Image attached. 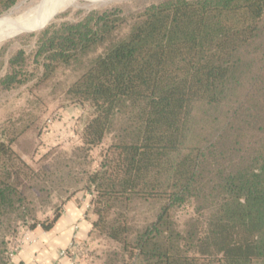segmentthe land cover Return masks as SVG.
I'll return each mask as SVG.
<instances>
[{
	"label": "trees",
	"instance_id": "obj_1",
	"mask_svg": "<svg viewBox=\"0 0 264 264\" xmlns=\"http://www.w3.org/2000/svg\"><path fill=\"white\" fill-rule=\"evenodd\" d=\"M17 1L0 0V15ZM121 13L46 26L0 84H25L27 57L45 79L101 47L65 90L90 110L82 150L111 137L86 177L89 234L120 244L128 264H264V0H164L116 37ZM38 173L0 137V213L23 202L22 182ZM132 197L163 203L130 238L109 211ZM185 205L196 217L178 231L170 211ZM60 212L30 228L50 230Z\"/></svg>",
	"mask_w": 264,
	"mask_h": 264
},
{
	"label": "rangeland",
	"instance_id": "obj_2",
	"mask_svg": "<svg viewBox=\"0 0 264 264\" xmlns=\"http://www.w3.org/2000/svg\"><path fill=\"white\" fill-rule=\"evenodd\" d=\"M32 1L18 0L0 15V19L14 17L17 8L20 10ZM162 1L77 0L45 25L76 22L90 11L118 8L124 19L114 34L119 37L147 7ZM45 25L42 27L45 28ZM42 27L0 43V79L7 73L8 60L15 53L22 50L28 56L34 50ZM100 51L101 47L68 65L60 66L45 79H41L40 72L33 70L36 66L27 57L25 69L33 71V74L28 76L26 83L7 90L0 84V137L11 143L13 151L30 168L39 172L38 177L22 182L20 192L24 195L23 202L15 203L14 207L0 213V264L25 241L26 233L33 231L30 228L32 225L49 222L56 211L62 209L68 197L79 196L84 204L89 205L87 210L92 212L94 195L86 192V177L98 170L101 154L111 137L89 152L82 150L78 137L90 110L87 106L72 104L65 90ZM162 203L158 199L132 197L125 203H116L109 211V219L122 216L132 238L155 220ZM194 217L196 214L189 205L170 211V219L178 231H183L186 223ZM79 246L73 258L75 264L129 263L121 245L98 230Z\"/></svg>",
	"mask_w": 264,
	"mask_h": 264
},
{
	"label": "crops",
	"instance_id": "obj_3",
	"mask_svg": "<svg viewBox=\"0 0 264 264\" xmlns=\"http://www.w3.org/2000/svg\"><path fill=\"white\" fill-rule=\"evenodd\" d=\"M86 205L79 196L67 200L53 227L48 231L37 228L26 233L29 241L19 246L8 264H72L60 253L73 240L83 243L90 237L93 215L91 211L85 210Z\"/></svg>",
	"mask_w": 264,
	"mask_h": 264
},
{
	"label": "bare ground",
	"instance_id": "obj_4",
	"mask_svg": "<svg viewBox=\"0 0 264 264\" xmlns=\"http://www.w3.org/2000/svg\"><path fill=\"white\" fill-rule=\"evenodd\" d=\"M76 1L77 0H33L22 9L19 10V8H17L14 17L7 16L0 19V43L24 32L31 30L36 31L35 29L42 27L46 23L48 24L56 14L71 6ZM89 1L99 2L103 0Z\"/></svg>",
	"mask_w": 264,
	"mask_h": 264
},
{
	"label": "built area",
	"instance_id": "obj_5",
	"mask_svg": "<svg viewBox=\"0 0 264 264\" xmlns=\"http://www.w3.org/2000/svg\"><path fill=\"white\" fill-rule=\"evenodd\" d=\"M89 208V205H86V209ZM25 241H29V238L25 235ZM79 242H77L76 240H73L66 249H64L63 251H61L60 256L63 258H67L70 261H72V264L74 263V255L76 254V252L80 249L79 246ZM19 248V247H18ZM18 248L14 249V251L10 252V254L8 255V260L10 261L11 258L13 257L14 253L18 250Z\"/></svg>",
	"mask_w": 264,
	"mask_h": 264
}]
</instances>
